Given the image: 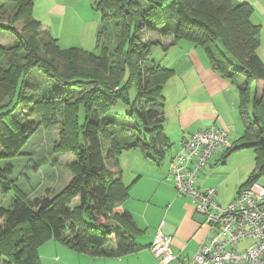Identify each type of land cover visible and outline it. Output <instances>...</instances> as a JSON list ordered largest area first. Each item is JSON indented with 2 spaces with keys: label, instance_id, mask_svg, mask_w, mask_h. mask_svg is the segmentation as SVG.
Listing matches in <instances>:
<instances>
[{
  "label": "trees",
  "instance_id": "trees-1",
  "mask_svg": "<svg viewBox=\"0 0 264 264\" xmlns=\"http://www.w3.org/2000/svg\"><path fill=\"white\" fill-rule=\"evenodd\" d=\"M11 1L14 8L7 22L1 21L7 6L0 4V29L16 37L13 46L0 47V69L10 70L9 75L0 74V157L17 154L34 133L33 119L20 122L10 117L21 103L30 112L53 111L62 104L68 124L62 134L73 159L68 166L72 177L54 197L28 198L13 192L9 207L0 206V259L5 264H40L38 248L49 239L91 256L120 257L134 252L136 233L130 214L113 211L128 190L106 168L105 161L123 150L151 146L161 152L169 145L163 142L161 131L165 120L162 90L172 75L167 67L144 65L152 45L159 41L141 33L148 30L163 36L171 31L174 41L184 39L204 47L211 66L221 75L234 80L242 74L245 80L237 86V93L239 109L244 112L250 91L258 80L264 83V62L256 53L260 25L251 20L253 6L234 0H144L145 6L137 0H93L91 8L100 20H116L117 34L110 46L103 41L107 32L99 29L97 51H92L61 47L56 37H39L41 23L32 15L33 0ZM168 20L171 23L165 24ZM19 21H25L22 29L28 35L12 25ZM34 66L62 86L44 108H29L25 101L24 76ZM253 100L255 111L246 135L239 146L226 147V153L255 145L264 157V86L260 100ZM117 104L130 108L126 114L139 121L147 138L140 135L136 141L126 142L115 135L114 128L123 124L111 115L110 109ZM81 108L85 118L79 125ZM11 174L12 164L0 167V185L6 190L11 181L5 183L4 179ZM111 241L114 249L107 248Z\"/></svg>",
  "mask_w": 264,
  "mask_h": 264
},
{
  "label": "crops",
  "instance_id": "crops-1",
  "mask_svg": "<svg viewBox=\"0 0 264 264\" xmlns=\"http://www.w3.org/2000/svg\"><path fill=\"white\" fill-rule=\"evenodd\" d=\"M48 1L49 10L44 11L45 15H49V12L55 14L61 24L65 18V27L71 31V35L66 37L55 35L58 44L70 47L61 42L69 39L73 42L71 46L91 50L85 38L83 42L84 23L80 16L86 6L91 7V0L85 5L83 0ZM234 1H247L253 6L251 20L260 25L256 53L264 62V0ZM76 5L82 6L80 10ZM34 19L41 23V30L45 31L43 21ZM63 34L66 35L65 32ZM156 38L159 41L157 44H166L169 54L163 67L172 70L162 90L165 120L161 131L163 142L169 144V148L162 145L161 152L151 146L144 150H123L109 159L111 164L105 161L106 168L120 177L127 187V197L116 204L113 211L130 214L136 233L133 237L136 250L120 257L91 256L71 249L59 240L49 239L44 243L50 242L46 245L48 247H42L40 264H159L149 249L157 230L172 237L171 249L178 257L168 264H185L196 252L200 242L209 235L208 225L203 216L194 210L190 197L176 195L173 180L169 176L170 163L182 137L193 135L211 125L226 127L228 146H239L255 111L253 98L260 100L264 83L258 80L249 93L245 111L241 112L237 86L245 80L242 74L234 80L221 75L211 66L204 47L191 41H174L173 34L157 35ZM262 127L264 131V125ZM253 173L256 176L250 179ZM262 175L264 157L257 146L241 147L227 153L225 149H219L197 173L196 185L201 189H215L217 202L224 206L235 198L241 186L255 183L264 186V183L259 182ZM227 199L231 200L222 204ZM111 223L114 224L113 221ZM107 248L114 249V241Z\"/></svg>",
  "mask_w": 264,
  "mask_h": 264
},
{
  "label": "rangeland",
  "instance_id": "rangeland-1",
  "mask_svg": "<svg viewBox=\"0 0 264 264\" xmlns=\"http://www.w3.org/2000/svg\"><path fill=\"white\" fill-rule=\"evenodd\" d=\"M90 0H83V3H87ZM139 1L141 6H145L146 2L144 0ZM48 0H34L33 2V17L40 18L44 25L45 31L40 29L39 37L44 36H52L55 35L66 37L71 35V31H68L65 27V18L63 20V24L60 23L55 14L45 15L44 11H48ZM93 1L91 0V3ZM5 3L7 7L3 9L1 12L2 22H7V18L13 11V1L11 0H0V4ZM264 3V2H262ZM79 10L82 7L81 5H76ZM166 9V8H164ZM78 10V11H79ZM257 10V6H256ZM255 10V11H256ZM167 14L171 18L170 12ZM82 23H84L83 29V42L84 38L88 44V47L91 46L92 51L96 50V33L100 29L105 30L107 34L103 37V41L110 44V46L114 45V38L116 39V20L114 19H99V14L89 5L86 6V10H83L80 13ZM116 19V18H115ZM118 20V19H117ZM25 21H19L14 25L18 31H20L23 35H28V31H23L22 27L24 26ZM171 21L168 20L165 24H170ZM79 30V29H78ZM65 32L66 35L63 34ZM89 33V34H88ZM171 35L172 32L169 31L166 35ZM143 37L152 39L156 38L157 35L155 32L145 30L141 33ZM16 37L11 32L0 29V47L7 46L11 47L15 44ZM64 46H71L73 42L69 39L66 42L61 41ZM162 43H164L161 40ZM85 44V43H84ZM166 44H153L151 47V52L145 60V64H158L160 66H164L168 59V52ZM1 56H0V64H1ZM4 68V66L2 67ZM9 72H3L0 69V74L9 75ZM3 76V75H1ZM24 80L26 82L24 89V93L27 96L25 98L26 103L30 104L29 108L32 106L34 108L38 107V105H43L52 103L54 97L57 96V89L62 88L58 82L54 81L52 77H50L47 73L43 72L42 69L34 66L29 68L28 73L25 74ZM62 96H66L62 95ZM133 94H131V98ZM67 98V97H66ZM133 100V99H131ZM24 103H21L19 107L14 109L10 114V117L15 119L14 121L24 122L27 120L35 121V130L34 133L31 134L25 145L20 149V151L9 157H0V167L6 164H12V174L10 178L4 179V182H10L11 186L8 190H6L3 186L0 185V206L8 208L10 204V199L13 192H18L24 194L28 198H34L37 196L47 194L50 198L54 197L68 182L70 181L72 174L68 169L70 162L73 159V153L71 152L69 147H66V142L62 131H66V126L68 124L65 123L63 117V108L62 104H58L56 109H44L37 110L34 112H30L27 108H23ZM44 108V107H43ZM71 110V109H70ZM111 115L116 116L121 122H123L122 126L118 125L114 128L115 135L121 138L126 142L136 141L137 138L141 136L146 137V133L142 125L133 117H129L126 113L130 111L125 105L117 104L112 109H110ZM67 113V112H66ZM85 113L81 108L78 113L77 122L80 123L84 120ZM228 131V129H227ZM228 133V132H227ZM65 143V144H64ZM228 145V141H227ZM106 149V145L102 142V150L103 152ZM137 152L140 153L139 150ZM108 164H111L109 160ZM260 183H264V175L259 178ZM257 183L253 184L255 186ZM263 186V185H260ZM245 187V186H243ZM232 191V188H231ZM232 193V192H231ZM232 197V196H231ZM230 198V196H227ZM231 199H227V203ZM228 204V203H227ZM53 241V240H52ZM58 242V241H57ZM43 244L38 248L39 257L41 255L42 247H48ZM247 244V241H243L241 246ZM44 249V248H43ZM0 264H5L4 259H0ZM187 264V263H185Z\"/></svg>",
  "mask_w": 264,
  "mask_h": 264
},
{
  "label": "built area",
  "instance_id": "built-area-1",
  "mask_svg": "<svg viewBox=\"0 0 264 264\" xmlns=\"http://www.w3.org/2000/svg\"><path fill=\"white\" fill-rule=\"evenodd\" d=\"M227 132L224 126L211 125L182 137L170 163L169 176L176 195L190 197L194 210L209 228V235L187 264H264V186L241 187L235 198L223 206L215 198V189L196 185L197 173L213 153L228 147ZM243 241L247 244L241 246ZM171 244L172 237L157 230L149 249L159 264L178 257Z\"/></svg>",
  "mask_w": 264,
  "mask_h": 264
}]
</instances>
